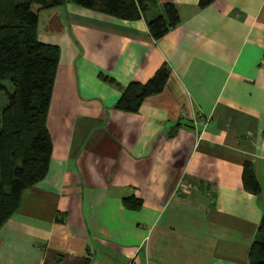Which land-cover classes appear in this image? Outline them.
<instances>
[{
    "label": "crops",
    "instance_id": "1",
    "mask_svg": "<svg viewBox=\"0 0 264 264\" xmlns=\"http://www.w3.org/2000/svg\"><path fill=\"white\" fill-rule=\"evenodd\" d=\"M157 0L180 23L153 40L71 4L41 12L59 56L47 174L0 228V264H247L264 215V0ZM162 65L163 90L113 108ZM250 163L259 186L242 188ZM134 197L139 209H124Z\"/></svg>",
    "mask_w": 264,
    "mask_h": 264
},
{
    "label": "trees",
    "instance_id": "2",
    "mask_svg": "<svg viewBox=\"0 0 264 264\" xmlns=\"http://www.w3.org/2000/svg\"><path fill=\"white\" fill-rule=\"evenodd\" d=\"M212 1L199 0L198 6ZM65 4L125 21L138 20L147 9L158 8L159 14L145 21L155 41L180 23L175 7L157 0H0V96L4 101L0 106V228L15 212L22 192L47 174L51 140L46 115L59 51L37 40L38 16ZM168 76L169 68L162 65L144 83H128L113 108L137 112L145 100L163 90ZM241 183L243 190L253 195L259 192L250 163L242 166ZM121 203L126 210L141 205L131 196ZM246 262L264 264V215L248 246Z\"/></svg>",
    "mask_w": 264,
    "mask_h": 264
},
{
    "label": "rangeland",
    "instance_id": "3",
    "mask_svg": "<svg viewBox=\"0 0 264 264\" xmlns=\"http://www.w3.org/2000/svg\"><path fill=\"white\" fill-rule=\"evenodd\" d=\"M2 85L6 88V90H10L9 85L6 82H2ZM4 103L2 96H0V106Z\"/></svg>",
    "mask_w": 264,
    "mask_h": 264
}]
</instances>
